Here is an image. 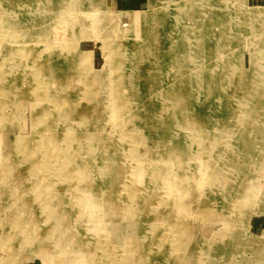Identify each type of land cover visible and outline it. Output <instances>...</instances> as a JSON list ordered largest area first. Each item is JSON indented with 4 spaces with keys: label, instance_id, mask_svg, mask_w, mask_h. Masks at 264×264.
Instances as JSON below:
<instances>
[{
    "label": "rangeland",
    "instance_id": "374dc122",
    "mask_svg": "<svg viewBox=\"0 0 264 264\" xmlns=\"http://www.w3.org/2000/svg\"><path fill=\"white\" fill-rule=\"evenodd\" d=\"M120 1L0 0V264H264V0Z\"/></svg>",
    "mask_w": 264,
    "mask_h": 264
},
{
    "label": "crops",
    "instance_id": "0c3cea01",
    "mask_svg": "<svg viewBox=\"0 0 264 264\" xmlns=\"http://www.w3.org/2000/svg\"><path fill=\"white\" fill-rule=\"evenodd\" d=\"M137 1H139V0H121L120 2H122V5L124 7H127L128 4L132 5L133 3H136Z\"/></svg>",
    "mask_w": 264,
    "mask_h": 264
},
{
    "label": "bare ground",
    "instance_id": "6f19581e",
    "mask_svg": "<svg viewBox=\"0 0 264 264\" xmlns=\"http://www.w3.org/2000/svg\"><path fill=\"white\" fill-rule=\"evenodd\" d=\"M243 1V0H242ZM242 1H240V0H237V4L238 3H240V2H242ZM234 4V3H233ZM235 9V8H234ZM239 10V9H238ZM182 11V10H181ZM185 11V10H184ZM235 11V10H234ZM167 13V12H166ZM140 15V14H139ZM164 15V14H163ZM189 15V14H188ZM136 16V15H135ZM185 16H187V15H185ZM137 17V16H136ZM140 17V16H139ZM138 23H139V21H138ZM189 25V24H188ZM182 26V25H181ZM179 32V31H178ZM177 33V32H176ZM192 36V35H191ZM194 41V40H193ZM114 112V111H113ZM244 132V131H243ZM130 191V190H129ZM131 192V191H130ZM133 199V198H132ZM113 212V211H112Z\"/></svg>",
    "mask_w": 264,
    "mask_h": 264
}]
</instances>
